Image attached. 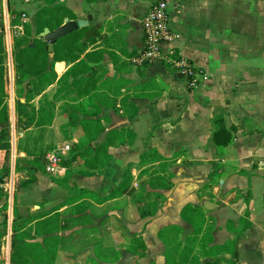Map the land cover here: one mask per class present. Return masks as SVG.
I'll return each mask as SVG.
<instances>
[{
    "label": "crops",
    "instance_id": "1",
    "mask_svg": "<svg viewBox=\"0 0 264 264\" xmlns=\"http://www.w3.org/2000/svg\"><path fill=\"white\" fill-rule=\"evenodd\" d=\"M156 1L0 0L7 94L0 113L6 103L13 164L35 163L44 150L61 158L57 174L30 165L35 180L13 203L22 218H37L31 242L44 238L37 221L59 215L55 264H264V0H170L175 40L162 45L163 58L207 73L196 85L164 59L130 61L143 49V19ZM47 9L61 12L62 25L87 21L71 32L87 36L74 63L54 62V42L53 65L33 94L23 67L15 68L12 32L24 36L30 24L33 41L36 15ZM90 124L103 134L65 165L74 145L88 143ZM222 127L228 144L215 142ZM110 131V158L96 166L90 159ZM10 172L20 173L15 165ZM94 236L99 243L86 238L84 254L76 253L79 239Z\"/></svg>",
    "mask_w": 264,
    "mask_h": 264
},
{
    "label": "trees",
    "instance_id": "2",
    "mask_svg": "<svg viewBox=\"0 0 264 264\" xmlns=\"http://www.w3.org/2000/svg\"><path fill=\"white\" fill-rule=\"evenodd\" d=\"M61 15V12L57 9V11L52 10H42L36 15V34L33 38V41H30L32 32L31 25H26V33L20 41L15 42V50L13 52L16 65L23 67L21 76L23 78L29 79L27 84V89L30 86H34L31 89V92L39 93L40 89L43 88L42 83L44 81L43 74L46 72V69L51 64L49 61V49L48 43L43 41L42 38H37V36L44 31L45 28H49L51 31L56 30L60 27L63 22V17H58ZM87 33L86 29L77 30L69 35H66L59 40H57L54 44V62L61 60H69L71 62H76L80 59V52L82 50V46H79L81 43V39L86 38ZM3 38L4 34L0 32V47L3 49ZM96 38V37H95ZM94 38V39H95ZM92 40V39H90ZM31 43H35V47L31 46ZM21 64V65H18ZM80 64V63H78ZM77 64V65H78ZM79 66V65H78ZM77 66V67H78ZM6 67L2 63V56L0 55V107L2 102L7 98V94L5 92V75ZM19 73V72H18ZM17 73V75H18ZM190 78V82L192 84L193 78ZM41 80V81H40ZM32 95H29L28 98H31ZM24 104L20 101H17V110L19 113V120H21V114L23 112L22 108H24ZM27 111V110H25ZM0 115L3 118H0V151L4 153V158H6L7 163L10 157L11 151V143H10V122L8 119V105L5 103L2 106ZM28 117V115H27ZM85 129L90 131L88 134V143L83 146L74 145L71 150L70 157L63 161V163L69 164L76 160V158L81 156H86L92 150V143L96 142L98 138L103 134L104 128L102 125L98 124H90L85 125ZM89 129V130H88ZM113 131L107 133L105 140H103L100 144H96L95 154L90 159L92 163L96 166L99 164H104L107 160H109L110 155L108 154L109 144L113 142ZM222 137V139L218 140V137ZM215 142L219 144H228L231 141V133L227 131L224 127L217 130L214 134ZM104 150V157H100L98 155L101 151ZM4 163V161H3ZM36 167V165H35ZM37 168V167H36ZM30 172L32 170L29 169ZM10 167L6 166L0 170V202L2 198L7 197V193L4 191V188L1 186L4 183L5 177L9 174ZM35 178L32 180L25 181L18 187V191L29 186ZM81 191L80 194H82ZM80 198V197H77ZM70 201L76 200L69 199ZM17 198L14 199V214L15 218L12 223V242H11V258L10 264H55L58 252V246L60 244V236L56 233L59 232V215L54 214L53 216L46 217L40 221H37V235L44 236L41 242H31L28 238H26L24 229L29 226L32 222L36 221L37 218L32 217L22 218L18 211L16 210ZM65 204L64 206H66ZM3 208H6V203L0 206V213ZM8 231V218L5 215L4 219L0 221V241L7 235ZM140 244L144 246V243L140 241ZM216 264V263H213Z\"/></svg>",
    "mask_w": 264,
    "mask_h": 264
},
{
    "label": "built area",
    "instance_id": "3",
    "mask_svg": "<svg viewBox=\"0 0 264 264\" xmlns=\"http://www.w3.org/2000/svg\"><path fill=\"white\" fill-rule=\"evenodd\" d=\"M170 0H157L152 4L149 12L143 19V29L145 32V42L143 49L131 57L133 65L142 66L153 64L159 60H166L172 66L182 69L189 77L193 78L192 85L197 84V76L202 75L208 78L207 73L197 71L186 59L183 58H163L162 45L175 40V34L171 29ZM61 158L54 153L48 156L46 170L51 174H57L60 169Z\"/></svg>",
    "mask_w": 264,
    "mask_h": 264
},
{
    "label": "rangeland",
    "instance_id": "4",
    "mask_svg": "<svg viewBox=\"0 0 264 264\" xmlns=\"http://www.w3.org/2000/svg\"><path fill=\"white\" fill-rule=\"evenodd\" d=\"M15 21L18 23H21V25H26V23H27V22L21 21V18L14 20V23H15ZM16 34H17V29L13 30V32H12L14 50H15V42L20 41L23 38V36L17 38ZM29 40H31V39H29ZM5 47H6V43H5ZM15 68H17V71H18V66L16 64H15ZM49 153L50 152L48 150L42 151V153L37 157V159L34 160L35 163H32V161H23L20 158H18V159H16V162L13 164L12 145H11V151H10V157H9L8 163H7L6 158H4V153L1 152L0 161L1 160L4 161V163L2 164V168L6 167V166L11 167L12 165L13 166L15 165L16 172H20V173H18V174H16V176H14L13 173H11L12 172V170H11V172H9V174L4 179V184H3L4 186L3 187H4V191L7 193V197H5V201H4V203H6V208H3L1 210L0 221H2L4 219L5 215L8 218V224H11V221H14V218H15L14 206L15 205L13 203V196L14 195L16 196L17 192L22 190V189H20L19 191L17 190L18 187L22 183H24L25 181H28L30 179L33 180L35 178V175L29 171L30 165H34V166L36 165V167L38 169H40V171L42 173H44L46 175H52L50 172H48L46 170V165H47V161H48L47 155ZM21 169H24L25 171L23 173H21V171H20ZM12 181H14V189L11 188V186L9 184ZM4 203H1L0 206H2ZM66 215L68 217V215H70V214H66ZM31 231H33V226H28L24 231L26 238H28L29 240H31V238H34L33 235L31 234ZM86 238H87L88 242L93 241L94 244L99 243V241L101 239V237H97V236H94L93 238L84 237V239H79L78 242L79 241L81 242L80 243L81 246H79V249L77 250L78 252H76V253L84 254L83 251L87 247V245H85V239ZM78 244L79 243H77V245ZM100 254L103 255L101 252H100ZM104 255H105L104 257H106V258H104L105 260L111 259L112 257L116 256V254L113 251L106 252V253H104ZM8 257H9V251H8V248L6 245V239L3 238L0 241V260L3 261V264H8V260H7Z\"/></svg>",
    "mask_w": 264,
    "mask_h": 264
},
{
    "label": "water",
    "instance_id": "5",
    "mask_svg": "<svg viewBox=\"0 0 264 264\" xmlns=\"http://www.w3.org/2000/svg\"><path fill=\"white\" fill-rule=\"evenodd\" d=\"M85 24H87V21L85 20L69 21L53 32H51L49 28H45L44 31L40 33V37L49 42V51L52 53L53 44L56 40L71 33L75 28L82 27ZM4 201L5 197L2 198L1 202Z\"/></svg>",
    "mask_w": 264,
    "mask_h": 264
}]
</instances>
